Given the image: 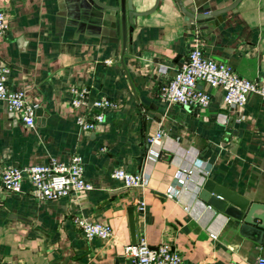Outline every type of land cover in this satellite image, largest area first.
Wrapping results in <instances>:
<instances>
[{
    "label": "crops",
    "instance_id": "crops-1",
    "mask_svg": "<svg viewBox=\"0 0 264 264\" xmlns=\"http://www.w3.org/2000/svg\"><path fill=\"white\" fill-rule=\"evenodd\" d=\"M181 1L202 14L234 0ZM132 6L151 11L127 24L132 32L123 51L115 13L92 0H0L7 23L0 65L10 67L9 87L34 106L29 126L0 101V262L130 264L124 246L140 236L153 245L169 242L179 264H255L264 256L261 235L241 230L239 220L199 197L210 178L264 203V102L251 93L235 111L220 88L204 83L207 106L167 103L158 92L196 43L241 77L264 78V0H239L200 26L185 20L175 0H159L156 7L155 0H132ZM72 87L89 89L86 105H71ZM101 97L118 105L94 128H81L76 117ZM158 128L165 135L152 143ZM74 153L83 157L90 190L43 200L32 196L28 179L22 191L1 186L6 165L68 161ZM116 166L143 171L146 184L124 186L110 174ZM180 166L192 172L174 185ZM76 215L109 223L112 234L86 239Z\"/></svg>",
    "mask_w": 264,
    "mask_h": 264
},
{
    "label": "built area",
    "instance_id": "built-area-1",
    "mask_svg": "<svg viewBox=\"0 0 264 264\" xmlns=\"http://www.w3.org/2000/svg\"><path fill=\"white\" fill-rule=\"evenodd\" d=\"M7 23L5 13L0 7V38L6 36ZM10 67L0 65V101L5 102L8 109L18 113L26 125L34 124V106L28 103L22 90L11 89L8 85ZM204 83L223 91V102L232 110L238 111L247 102L249 94H257L264 102V78L260 81L250 80L238 75L234 69L223 62L206 56L200 43H196L188 52L187 62L171 77L161 81L158 86L159 98L167 103L182 105L207 106L211 95L200 87ZM89 89L72 87L70 103L73 107L86 105ZM92 108L76 117L77 124L83 129H92L104 120V111L118 104L107 97L96 98ZM164 131L158 128L151 137L152 143H160ZM192 169L178 167L174 173V185L179 183L183 175H189ZM111 176L120 179L126 187H139L146 184L143 171H130L123 166H116ZM31 183L30 192L37 199H54L77 194L94 187L84 175L83 157L74 153L68 161L51 157L47 162H36L26 165H6L1 174V186L9 191H22L23 181ZM179 185V184H178ZM174 188V187H173ZM176 194L177 192H172ZM139 207L143 201L138 200ZM75 223L86 239L93 237L107 238L112 234V226L107 222L88 219L84 215H76ZM215 234L212 233V236ZM124 254L130 258V264H179L180 254L172 249L167 241L151 244L145 236L124 246ZM0 264H18L16 261H2ZM255 264H264V256L257 257Z\"/></svg>",
    "mask_w": 264,
    "mask_h": 264
},
{
    "label": "water",
    "instance_id": "water-1",
    "mask_svg": "<svg viewBox=\"0 0 264 264\" xmlns=\"http://www.w3.org/2000/svg\"><path fill=\"white\" fill-rule=\"evenodd\" d=\"M96 5L112 10L117 18V30L121 34L123 51L126 46L127 37L130 40L133 17L138 14H147L146 12H135L132 6V0H114L115 4H105L100 0H92ZM239 0H234L230 5L216 11L196 14L190 11L181 0H175L180 12L185 20L192 24L200 26L205 20L218 16L236 6ZM159 0H155V6ZM199 197L206 201L216 210L223 211L236 220L240 221L241 230L258 233L261 237L258 240L264 243V203L259 201H249L235 192L215 183L207 178L203 182ZM133 206L128 208L131 235L134 238V223L132 215Z\"/></svg>",
    "mask_w": 264,
    "mask_h": 264
}]
</instances>
